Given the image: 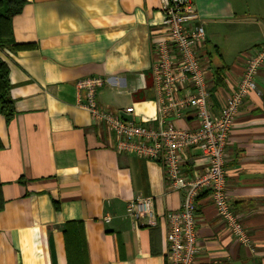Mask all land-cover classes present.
Wrapping results in <instances>:
<instances>
[{"label":"crops","instance_id":"1","mask_svg":"<svg viewBox=\"0 0 264 264\" xmlns=\"http://www.w3.org/2000/svg\"><path fill=\"white\" fill-rule=\"evenodd\" d=\"M194 3L208 38L202 50L208 108L218 116L246 59L264 45V0ZM162 6V0H27L14 18L16 45L32 48L0 50L15 108L10 123L0 114V264H69L64 225L71 222L84 227L89 264H167L165 216L180 209L184 192L169 189L161 161L119 151L77 86L101 77L100 109L153 124V45L166 37ZM257 84L230 132L225 167L230 205L250 243L237 240L206 191L197 204L195 264H264V66ZM175 123L198 127L192 116ZM200 158L199 149L182 155L186 176L203 167ZM138 197L154 200V219L145 226L127 214Z\"/></svg>","mask_w":264,"mask_h":264},{"label":"built area","instance_id":"2","mask_svg":"<svg viewBox=\"0 0 264 264\" xmlns=\"http://www.w3.org/2000/svg\"><path fill=\"white\" fill-rule=\"evenodd\" d=\"M163 27L166 37L153 45L156 54L152 67L158 117L146 125L124 121L119 115L100 109L97 90L105 80L86 78L78 82L87 92L85 107L97 123H104L117 138L119 151L145 160L161 161L169 189L184 192L180 209L166 214L167 264H195L200 254L197 233V204L204 192L210 196L218 216L222 217L244 246L250 239L241 216L232 211L226 192V147L230 132L250 93L258 91L257 76L264 66V45L245 62L243 76L222 108L220 115L208 108L211 96L207 76L208 59L202 52L208 38L194 0H162ZM134 113L133 108L126 110ZM192 116L196 129L177 127L175 121ZM201 151L203 167L186 176L182 155ZM127 214L145 226L154 219L153 198L138 197L127 206ZM106 218V221H109Z\"/></svg>","mask_w":264,"mask_h":264},{"label":"trees","instance_id":"3","mask_svg":"<svg viewBox=\"0 0 264 264\" xmlns=\"http://www.w3.org/2000/svg\"><path fill=\"white\" fill-rule=\"evenodd\" d=\"M27 0H0V50L30 49L32 46L16 45L13 34V20L19 16ZM221 72L214 73L215 83ZM0 114L10 123L15 117L14 102L10 96L9 68L0 59ZM1 148V145H0ZM64 235L69 264H89L86 238L82 223L71 222L64 225Z\"/></svg>","mask_w":264,"mask_h":264},{"label":"rangeland","instance_id":"4","mask_svg":"<svg viewBox=\"0 0 264 264\" xmlns=\"http://www.w3.org/2000/svg\"><path fill=\"white\" fill-rule=\"evenodd\" d=\"M219 67V58L218 56L215 54L213 55V68L217 69Z\"/></svg>","mask_w":264,"mask_h":264},{"label":"water","instance_id":"5","mask_svg":"<svg viewBox=\"0 0 264 264\" xmlns=\"http://www.w3.org/2000/svg\"><path fill=\"white\" fill-rule=\"evenodd\" d=\"M122 118H123L124 120H126V121H132L131 116H128V115H125V114L122 115Z\"/></svg>","mask_w":264,"mask_h":264}]
</instances>
